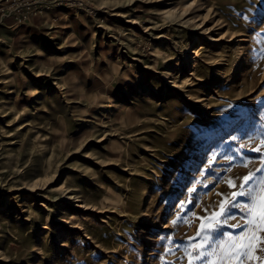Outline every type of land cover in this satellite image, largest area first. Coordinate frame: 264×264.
Instances as JSON below:
<instances>
[{
	"label": "rangeland",
	"instance_id": "1",
	"mask_svg": "<svg viewBox=\"0 0 264 264\" xmlns=\"http://www.w3.org/2000/svg\"><path fill=\"white\" fill-rule=\"evenodd\" d=\"M262 142L261 0H0V264H189Z\"/></svg>",
	"mask_w": 264,
	"mask_h": 264
},
{
	"label": "snow or ice",
	"instance_id": "2",
	"mask_svg": "<svg viewBox=\"0 0 264 264\" xmlns=\"http://www.w3.org/2000/svg\"><path fill=\"white\" fill-rule=\"evenodd\" d=\"M261 3L264 4V0H261ZM264 145V142H262ZM258 145L253 151L261 152L264 151V146ZM216 157L213 156L208 160V164L211 165L213 160ZM261 162L264 163V156L261 157ZM247 167V164L244 165ZM258 171H264V169H258ZM203 174V173H201ZM253 180V174L249 173L241 178V183L236 185L232 179L227 180V184L229 188L238 187L239 191H232L230 193L231 199H221L219 202V211H214L212 216L214 217H225L231 216V210L233 208L241 209L244 212V215L241 219L244 221L243 225L240 223L229 225L232 229L240 228L241 230L235 235H230L229 233H223V237L227 239H218L215 235L219 232L220 227L222 226V221L219 219L215 222V227H207L204 224L200 225V228L197 229L194 237H188L189 243L186 246L178 245L177 247H184V251L189 255V264H194L195 261H202V259L211 253L206 251V248H211L214 253L217 249L223 248L224 246L231 247V259L235 261V264H244L245 259L248 260H257L260 259L254 253L259 251H264V247H260V245H264V235H260V233H264V219H261L259 223L255 217L254 209L257 203V195H256V187L253 186L250 182ZM260 185H264V177H261L257 182ZM189 192H193V188L188 189ZM264 192V188L261 189ZM222 197L226 194H218ZM239 197H244L246 202L241 204L238 200ZM185 201H180V210L183 211V205ZM264 206V204H262ZM176 221H173L175 223ZM200 229H205L203 235ZM197 237H200L199 246L197 243L193 241L196 240ZM171 240L170 237H168ZM238 242V243H237ZM188 249H191V252H188ZM170 251V249H169ZM203 264H209L207 260H203Z\"/></svg>",
	"mask_w": 264,
	"mask_h": 264
}]
</instances>
